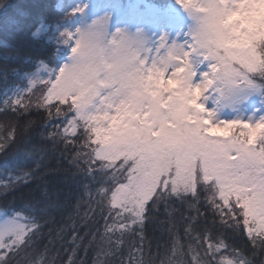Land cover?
Here are the masks:
<instances>
[{
    "label": "snow or ice",
    "instance_id": "obj_1",
    "mask_svg": "<svg viewBox=\"0 0 264 264\" xmlns=\"http://www.w3.org/2000/svg\"><path fill=\"white\" fill-rule=\"evenodd\" d=\"M205 2L177 0L192 18ZM64 37L72 41L71 62L34 77L29 88L44 90L40 107L49 109L46 122L56 121L48 135L87 149L73 162L92 177L85 189L98 211L85 212L79 224L69 215L71 224H60L54 237L22 212L0 220V264H87L89 253L91 264H264V116L213 122L200 102L214 82L231 93L264 86V75L214 81L207 71L192 83L190 57L199 50L186 43L162 37L149 48L138 36L108 35L99 25ZM185 56L193 74L178 80L173 69ZM132 63L146 79L179 82L184 123L162 132L145 104L133 106L121 94L122 69ZM0 131L2 149L21 129L11 121Z\"/></svg>",
    "mask_w": 264,
    "mask_h": 264
},
{
    "label": "trees",
    "instance_id": "obj_2",
    "mask_svg": "<svg viewBox=\"0 0 264 264\" xmlns=\"http://www.w3.org/2000/svg\"><path fill=\"white\" fill-rule=\"evenodd\" d=\"M153 2L163 9L179 5L177 0ZM66 3V0H0V126L14 121L21 129L14 141L0 149V211L6 216L22 212L41 222L45 233L51 228L53 237L60 224H71L69 215L79 224L85 212L98 211L95 206L89 207V190L85 189L86 185L92 186V177L73 162L77 152L87 151L81 146L83 142L73 141L72 134L65 133L75 143V147L71 144L67 147L66 142L50 137L48 133L55 131L52 123L56 121L46 122L52 119L49 109L40 107L44 90L39 84L27 87L40 64H47L52 73L67 55L59 51L64 47L60 45V33H66L73 15ZM256 32L261 35L260 26ZM260 35L251 42L259 52L263 51L264 58V39ZM248 74L264 75V71ZM257 85L264 93V86ZM20 90L23 93L18 94ZM15 100L20 103L13 104ZM50 111L54 114L55 108ZM80 132L82 127L77 134ZM83 231L81 228V234ZM149 235H153L151 227ZM70 237L69 228L63 242ZM44 240L47 242V237ZM90 257L91 253L87 264H91Z\"/></svg>",
    "mask_w": 264,
    "mask_h": 264
},
{
    "label": "rangeland",
    "instance_id": "obj_3",
    "mask_svg": "<svg viewBox=\"0 0 264 264\" xmlns=\"http://www.w3.org/2000/svg\"><path fill=\"white\" fill-rule=\"evenodd\" d=\"M186 2L193 4V0ZM169 6L176 13L161 11L153 0H75L72 10H83L75 12L74 23L68 21L65 31L69 26L74 27L72 32L75 33L99 25L108 35L119 30L129 36H138L149 48L162 37L168 43H186L192 51L199 50V55L193 53L190 57L194 71L192 83L201 82L207 71L214 81L223 76L243 78L249 70L264 71L263 51L259 52L251 42L253 37L260 35L256 32L258 26L260 38L264 39V0H206L197 10L196 18L182 6ZM71 55L64 58L59 68L71 62ZM152 55L157 54L153 52ZM191 64L185 56L183 66L173 69L178 80L193 74ZM50 74L49 66L40 64L30 76L27 87L34 77L46 78ZM260 90L256 85L230 93L222 84L214 82L204 90L200 102L212 113L213 122L255 121L264 116V96ZM21 93L22 90L18 92ZM14 96L17 98V94ZM6 217L0 211V220Z\"/></svg>",
    "mask_w": 264,
    "mask_h": 264
},
{
    "label": "clouds",
    "instance_id": "obj_4",
    "mask_svg": "<svg viewBox=\"0 0 264 264\" xmlns=\"http://www.w3.org/2000/svg\"><path fill=\"white\" fill-rule=\"evenodd\" d=\"M122 73L119 82L121 94L133 106L145 104L149 118L162 132L185 122L186 114L181 110L179 82L176 86H170L163 77L146 79L134 63L122 69Z\"/></svg>",
    "mask_w": 264,
    "mask_h": 264
}]
</instances>
